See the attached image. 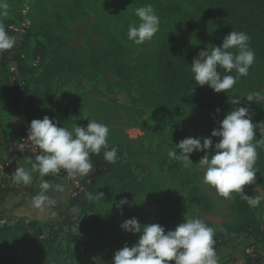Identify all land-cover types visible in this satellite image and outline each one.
<instances>
[{
	"label": "rangeland",
	"instance_id": "obj_1",
	"mask_svg": "<svg viewBox=\"0 0 264 264\" xmlns=\"http://www.w3.org/2000/svg\"><path fill=\"white\" fill-rule=\"evenodd\" d=\"M3 2L8 4V8L0 9V23L6 26L20 17L27 3L30 6L33 28L19 59L18 97L9 95L12 86L6 80V72L0 68V115L6 128L5 133L0 135V156L6 151L9 142L4 136L13 125L21 121L31 123L34 119H43L45 115L56 120L59 127L66 126L69 130L76 123L86 127L89 119L106 124L109 128L108 145L115 135L112 130H123L133 140L132 148L139 154L131 166L132 184L130 183L124 193H104V197L100 199L89 200L87 193L95 196L97 192H101L95 189V173H91L89 179L90 182L92 180V186L89 184L82 192L86 197L88 210L81 212V208L77 206L65 212L61 219H52L42 224L38 236L41 242L48 241L42 237V233L62 221L66 215L79 222L86 218L88 211L91 216L86 222L87 226L75 225L72 232L61 233L57 237L55 245L66 264L81 263L83 253L79 240L82 238L89 242L94 254L103 264H111L117 250L125 244L133 246L140 238L141 233L127 232L120 227L124 220L132 217L138 218L142 226L164 223L166 230H174L178 224L185 222L186 217L200 218L215 229L214 237L222 235L223 231L226 233L225 238L238 236L239 239L244 236L236 232L237 215L230 205L237 192L231 193L230 198H224L214 186L204 183L205 170L198 162L208 150L192 153L190 158L193 162L187 166L170 160L167 156L168 151L175 149V144L182 139L211 137L212 130L220 126L218 121L224 119L225 114L193 111L184 104L141 111L139 108L142 107L137 105L138 111L134 114L128 115L125 108H120L104 123L102 119H96L93 113L100 102L111 106H131L133 99L138 97L134 91H128L122 79L109 69L92 72L87 68L70 80L52 78L47 101L33 102L30 96V91L36 86L39 87L40 96L46 91L44 84L37 83L46 61L44 45L49 46V42L57 40L59 35L70 40L82 51L99 43L106 45L107 37L113 35L129 50L135 63L144 56L152 55L163 43L177 52L186 51L190 46L197 48L199 52L207 50L190 28L201 24L223 32L225 36L230 33L223 18L212 10L207 0H84L76 9L69 0ZM147 4H151L159 16V30L151 40L137 45L128 39L127 31L130 23L137 26L140 23L135 9ZM174 5L179 6L180 11L164 9ZM44 21L46 29H43ZM49 29L54 30L55 35L47 41L43 34ZM146 70L149 72L148 68ZM234 76H237L236 72ZM255 93H260V96L248 101L246 97ZM226 95L229 100L230 97L239 98V105L248 107L254 114L253 118L264 120V60L255 56L248 75L240 76ZM212 139L214 148L220 138ZM35 156L32 157L33 162ZM260 166L258 179L245 185L244 190L254 189L264 196V183L260 179L264 177V161ZM125 197L128 203L118 208L117 204ZM262 203L264 204V200ZM256 213L259 216L257 211ZM25 219L21 218V221ZM10 222L6 220L2 224ZM261 241H253L248 246L255 244V250L264 255V242ZM21 254L24 264H44L46 260L45 255L33 246L25 245L21 251L20 245L16 251L0 250V264H21Z\"/></svg>",
	"mask_w": 264,
	"mask_h": 264
},
{
	"label": "clouds",
	"instance_id": "obj_2",
	"mask_svg": "<svg viewBox=\"0 0 264 264\" xmlns=\"http://www.w3.org/2000/svg\"><path fill=\"white\" fill-rule=\"evenodd\" d=\"M8 4L0 0V9H7ZM6 14V13H3ZM140 23H130L127 37L140 45L151 40L158 32L160 19L151 4L135 9ZM250 36L244 31H231L221 46L201 50L191 63V73L196 84L208 85L214 91L227 92L240 76H247L249 68L255 62V52L250 47ZM16 37L8 34L6 27L0 23V52L14 47ZM233 49L235 51H233ZM224 69L222 74L218 69ZM235 71L237 76L229 73ZM194 90V89H193ZM79 94V93H78ZM260 93L250 94L246 98L253 101ZM230 103L239 104V98L230 97ZM220 109H217L219 112ZM219 127L212 130L211 137H187L175 144L167 156L170 160L182 162L185 166L193 161L190 155L194 152H205L198 164L204 171V183L214 186L224 198L231 193L241 194L251 207H259L264 196H252L244 192V186L255 182L257 170L254 168L258 152L264 146V121L253 122L248 107L237 106L218 121ZM259 129L262 139L253 143ZM109 128L106 124L89 119L87 126L74 124L69 130L59 127L58 122L45 115L43 119H34L28 128L27 140L39 147L42 154L28 158L31 169L23 165L12 173L17 185L28 186L32 183V172L38 171L41 178L58 174L61 169L70 176H87L92 172L91 154L100 155L108 163H116L118 149L108 145ZM212 137H219L213 148ZM178 150V151H177ZM40 192L32 198V206L43 209L45 205H54L56 201L47 195L52 185L41 179ZM57 191H63L56 185ZM89 200L100 199L104 193H87ZM127 197L117 204L120 208L127 204ZM120 227L132 233H141L136 244H127L114 254L111 264H218L214 248L215 229L209 227L203 219L188 218L174 230H167L159 223L141 225L138 218L132 217L123 221Z\"/></svg>",
	"mask_w": 264,
	"mask_h": 264
},
{
	"label": "trees",
	"instance_id": "obj_3",
	"mask_svg": "<svg viewBox=\"0 0 264 264\" xmlns=\"http://www.w3.org/2000/svg\"><path fill=\"white\" fill-rule=\"evenodd\" d=\"M69 1L72 7L76 9L80 7L84 0ZM207 1L210 7H212V10L223 18L229 32L232 30L237 32L244 31L250 36V47L254 50L255 56L264 60V0ZM164 9L180 11L179 6L176 5L169 8L165 7ZM58 13L57 11L56 14ZM184 15L186 16L187 14ZM45 21L43 29L47 27ZM190 30L195 35H198L199 40L205 45V48L221 46L225 37L223 32L201 24L193 26ZM53 35H55V32L52 29L45 31L43 34L47 41H50ZM48 45H44L46 61L37 79V83L41 82L44 84L46 91L43 96H40L38 86L31 90L30 96L33 102H39L41 100L47 101L49 99L51 91L49 84L52 78L59 77L70 80L88 68L92 72L103 69L111 70L112 73L122 79L128 91H134L138 96L133 99V105L131 106H111L106 102H100L96 106V110H93V113H95L96 119H102L104 123L108 122L111 115L120 108H125L128 111V115L134 114L135 111H138L137 105L142 107V109L139 108L141 111L143 109H157L164 106L184 104L188 109L193 111L217 112V109H220L217 113L225 115L237 106H242L230 103L226 95L227 92L225 91L218 93L208 85L200 86L196 84L190 69L193 59L198 57L199 50L197 48L193 49L192 46L186 51L177 52L168 44L163 43L152 55L144 56L141 61L138 60L135 63L131 59L129 50L113 35L107 37L106 45L99 43L83 51L61 35L57 36V40L49 42ZM233 51L235 50L233 49ZM0 68L6 72V80L9 83L5 65L0 63ZM147 68L149 72H147ZM218 70L224 74V69L221 68ZM229 74L234 76L235 71ZM9 95L18 97L20 95L19 87L12 86L9 89ZM250 113L252 114V112ZM253 115V122L264 121L261 118H253ZM5 131L4 119L0 115V135L4 134ZM255 131L256 137L253 143L262 139L259 129ZM112 132L115 135L109 143V150L112 147L118 149L117 162H106L103 158L104 149L101 150L100 155L91 154L93 169L82 181L85 182L91 177V173H95L93 179L95 189L107 195L124 193L127 187L132 184L131 179L133 178V173L131 166L135 157L139 156L138 152L132 148L133 140L123 130H112ZM257 152L258 157L254 168L260 172V165L264 161V146L258 148ZM258 172L256 179L259 177ZM66 174L67 171L61 169L58 174H49L46 178L54 179L57 175L65 176ZM260 179L264 183V177L262 176ZM90 185L92 186V180ZM244 192L252 196L260 195L254 189H246ZM69 204L72 207H80L81 212L88 210L86 197L83 195L75 198L70 197ZM230 205L231 209L237 215L236 232L246 237H253L256 242L261 240L264 242V204L262 200L259 207L254 208L249 206L247 201L241 198L240 193H237L236 198ZM256 211L259 213V216ZM89 213L90 211L85 215L86 218H83L84 220L79 221L81 226H87L86 222H88L91 216ZM91 213L94 214L93 211ZM2 220L3 216L0 215V250L16 251L18 246L21 245V251H23L25 245H30L45 255L46 260L44 264H66L60 257L58 248L55 245L58 234L47 242H41L38 238L41 230V225L38 221L29 218L2 224ZM77 222L72 220L70 215H66L62 221L55 224H69L70 230L68 233H70ZM161 225L164 226V223ZM222 233V235L214 237L215 250L223 244L238 239V236L225 238L224 235L226 233L224 234V231ZM22 256L21 254V264H24L22 263ZM171 264H175V262L173 261ZM243 264H255V261L250 256H246Z\"/></svg>",
	"mask_w": 264,
	"mask_h": 264
},
{
	"label": "built area",
	"instance_id": "obj_4",
	"mask_svg": "<svg viewBox=\"0 0 264 264\" xmlns=\"http://www.w3.org/2000/svg\"><path fill=\"white\" fill-rule=\"evenodd\" d=\"M32 16L29 4H25L20 17L9 22L5 27L9 35L16 37V43L13 48L0 52V63L5 65L9 83L12 86H18L20 80L19 59L22 56L24 45L27 41V36L32 28ZM30 122L21 121L20 132L15 139L10 140L6 151L0 156V204L4 200L11 186L12 173L16 170L18 162L24 156H33L42 154L41 150L33 142L27 140L28 128ZM78 182L70 191V197H78L90 184V179L85 182ZM90 214V213H89ZM78 227L80 223L76 224ZM75 228V227H74ZM70 225L62 223L55 224L47 228L42 233V237L46 240L53 238L56 234L68 233ZM79 247L83 253L81 263L78 264H103L94 254L89 242L85 239L79 240ZM255 246H247L246 256H250L255 261V264H264V255L255 250Z\"/></svg>",
	"mask_w": 264,
	"mask_h": 264
},
{
	"label": "crops",
	"instance_id": "obj_5",
	"mask_svg": "<svg viewBox=\"0 0 264 264\" xmlns=\"http://www.w3.org/2000/svg\"><path fill=\"white\" fill-rule=\"evenodd\" d=\"M20 124L21 122L17 125H13L7 132L6 136H4L7 141L15 139L18 136L21 129ZM30 156L31 155L22 157L18 164L31 169V166H29L27 162ZM18 166L19 165H17V167ZM32 178V183L28 186L17 185L14 178H12L9 191L0 204V215L3 216L2 221L7 220L15 222L21 220V218H32L42 225L52 219H61V216L65 212L76 208L69 204L70 191L78 182L83 180L85 176H70L67 173L65 176L57 175L54 179H47L46 176L41 178L39 172L34 171L32 172ZM41 179L48 180L52 185L47 195L56 201L54 205H45L42 210L32 206V198L40 192L39 185ZM56 185H61L63 191H57ZM253 241H255L253 237L243 236L232 242L223 244L216 249L218 264H243L246 258L245 249Z\"/></svg>",
	"mask_w": 264,
	"mask_h": 264
}]
</instances>
